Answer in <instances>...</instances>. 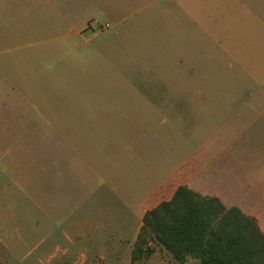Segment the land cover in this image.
Wrapping results in <instances>:
<instances>
[{
  "label": "rangeland",
  "instance_id": "374dc122",
  "mask_svg": "<svg viewBox=\"0 0 264 264\" xmlns=\"http://www.w3.org/2000/svg\"><path fill=\"white\" fill-rule=\"evenodd\" d=\"M163 1L138 0L137 9L120 12L131 22ZM194 1L191 10L212 24L211 35L193 33L175 56L165 48L161 64L147 57L163 71L130 72L126 58L110 51L115 26L100 30L111 17L99 13L126 0H65L63 8L77 13L75 27L86 20L93 27L82 39L45 27L56 17L50 0H0V264H81L83 256L85 264H183L151 241L131 260L137 201L115 180L153 179L193 151L206 152L214 178H264V48L242 27L252 0ZM159 96L169 100L150 103ZM101 112L137 136L99 131ZM88 133L98 148L84 160L66 139L78 149ZM15 159L31 181L14 182ZM119 234L127 247L116 243Z\"/></svg>",
  "mask_w": 264,
  "mask_h": 264
},
{
  "label": "crops",
  "instance_id": "0c3cea01",
  "mask_svg": "<svg viewBox=\"0 0 264 264\" xmlns=\"http://www.w3.org/2000/svg\"><path fill=\"white\" fill-rule=\"evenodd\" d=\"M50 2L52 8L56 11V17L51 22H47L48 24L46 23L45 27L51 26L50 28L52 30L55 29L61 38L69 39L72 36H77L78 38L82 39L83 36L88 35L89 28L93 30L90 22H88L89 20H86L87 18L85 19L88 23L87 27L83 26L81 29L75 27V25L79 22V20H77V13L74 9L70 10V7L68 6L65 9L63 8L65 0L57 4L53 3V0H50ZM137 5H139L138 0H126V2L123 4L110 3L108 7H103V5L99 8V13H107L112 19V22H105L103 25L107 24L108 28L113 25L115 26L114 33L109 36L110 40H113L110 51H117V53L126 58L124 59V63L126 64L125 68L128 69L127 71L147 72L148 70L154 69L158 72L163 71V69L159 70L157 67L155 68L154 65L150 67L147 57H150V55H155L158 63L161 64L162 61H164L163 59L168 56V54L165 52V48L174 49L173 55L175 56L177 55V49L181 48L182 45H191V37H194L192 35L193 33L200 31L206 36L211 35L209 27L212 26V24L204 23L203 20H200L197 17L195 14L196 2L194 0H164L163 5H161L159 9L156 10V12L151 11L148 13V15H146L145 18L139 17L136 20L128 22V18L121 15L120 9L123 7L137 9ZM191 9H195V13ZM134 13L136 12L134 11ZM244 19V26L242 25V27L245 30L251 31L254 47L264 48V0H252L251 19ZM105 30L102 31L105 32ZM221 30H223L222 26ZM225 30L228 29L225 28L224 31ZM181 55L182 54H180L179 57H182ZM134 56L136 58H134ZM134 61L137 62L135 66H133ZM146 82L149 81L146 80ZM156 82L159 83V81ZM143 86L146 87L148 84ZM164 97H155V99H153L155 101L150 103L163 105L169 100L165 99ZM101 103V100L98 101V104ZM97 116L101 121V123L97 125L102 124V127L98 126L99 131L108 129L110 132L114 131L117 133V135H119L120 132H122V134L127 132L130 136H137L136 131L135 134H133V127H129L128 129L126 128L124 130L117 129L115 127V116L112 114H105V112H101L98 113ZM84 120L89 121L85 118ZM82 124L83 123H80V128ZM85 126H87V124ZM87 128H89V126ZM87 128L85 127V129ZM89 133L83 135V138L79 140L80 145H78V149L71 143V139H66L68 147L70 146L69 149L71 152L77 156H79V153L81 152L80 156L84 160H87L88 152L93 147L92 143L90 142L93 136ZM96 148L98 147H93L92 149ZM60 155L61 158H65L63 156V152H59V156ZM67 155L68 154L66 153V156ZM67 160H69V157H67ZM29 164L32 163L29 162ZM11 166L15 169L13 172L15 183H17L19 179L25 180L27 175L29 177V181H31L30 170H28V174L24 170L22 174L24 177L21 175L20 170H18L19 167L23 168L25 165H22L17 159H15ZM217 168L219 169V167ZM139 171L143 170L140 169ZM53 176L55 177L56 175ZM143 176L144 175L142 174V177ZM245 180L246 179L243 181V178H234L232 180H229V178L223 179V177L220 175L214 178L212 162L210 161L208 155H206V152L197 154L196 151L187 153L181 159L176 160L175 164L167 167L160 174H157V176L153 179L134 180L132 173V177H127L126 179L120 178L118 181L115 180L116 183L120 182V185H124L121 188V193H124L129 189L128 191H130V194H132L131 200L137 201V206H134L132 203V205H130L132 208H134L135 215L137 216V222L132 232L133 234L130 237V242L133 243V248L142 225L143 215L160 202L169 200L179 186H185L191 189L193 192L200 194L201 196L216 197L226 208L231 206L238 207L244 214L253 217L260 230L264 233V178L253 177L252 181ZM124 181L125 184H122ZM240 183L241 185H239ZM117 187L118 186H116V189H118ZM241 187L250 189V191H252L251 195H242L240 192L242 190ZM116 189L114 188V190ZM117 192L120 193L119 191ZM84 196L85 195H80V198L84 199ZM248 196L250 197L247 198ZM35 200H37V198H35ZM47 201L48 198L46 197V203ZM35 205L38 206L37 203H35ZM72 207L74 210L76 209L75 206ZM46 210L48 211L49 209L47 208ZM64 234L66 238H69L67 232ZM115 240L120 246L127 247L126 243L123 244V242L129 240V238L119 234ZM130 245L132 246L131 243ZM189 258L191 257L188 256L182 263L185 264ZM84 259L85 258L83 256V259L80 261L81 264L86 263Z\"/></svg>",
  "mask_w": 264,
  "mask_h": 264
},
{
  "label": "trees",
  "instance_id": "16d2710c",
  "mask_svg": "<svg viewBox=\"0 0 264 264\" xmlns=\"http://www.w3.org/2000/svg\"><path fill=\"white\" fill-rule=\"evenodd\" d=\"M149 241L180 262L189 256L198 264H264V233L253 217L185 186L143 215L132 259L150 249Z\"/></svg>",
  "mask_w": 264,
  "mask_h": 264
},
{
  "label": "built area",
  "instance_id": "2783aa9c",
  "mask_svg": "<svg viewBox=\"0 0 264 264\" xmlns=\"http://www.w3.org/2000/svg\"><path fill=\"white\" fill-rule=\"evenodd\" d=\"M107 27H108V25L105 24V25H103V26L100 27V30H102V29H107Z\"/></svg>",
  "mask_w": 264,
  "mask_h": 264
}]
</instances>
